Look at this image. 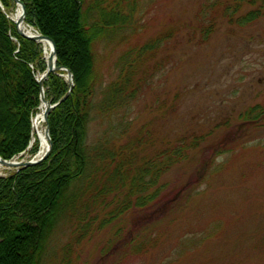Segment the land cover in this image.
Instances as JSON below:
<instances>
[{
  "label": "rangeland",
  "instance_id": "rangeland-1",
  "mask_svg": "<svg viewBox=\"0 0 264 264\" xmlns=\"http://www.w3.org/2000/svg\"><path fill=\"white\" fill-rule=\"evenodd\" d=\"M95 1L104 11L129 14L93 46L99 99L119 76L121 56L171 32L153 56L136 63L135 75L145 81L115 145H133L139 158L180 138L196 139L198 145L162 177L170 209L159 203L158 216L151 220L150 215L148 222L142 216L152 210L100 216L86 208L87 197L80 201H87L82 212L61 205L41 264H264V115L251 123L241 118L255 106L264 109V18L246 26L229 24L219 17L222 0L213 7L217 0H85L82 9ZM14 11L12 2L9 17ZM91 12L88 23L97 20ZM212 18L214 30L202 40L199 25ZM133 56L130 62L136 52ZM106 127L95 120L89 142ZM12 171L1 169L0 176ZM121 238L129 244L111 250Z\"/></svg>",
  "mask_w": 264,
  "mask_h": 264
},
{
  "label": "trees",
  "instance_id": "trees-1",
  "mask_svg": "<svg viewBox=\"0 0 264 264\" xmlns=\"http://www.w3.org/2000/svg\"><path fill=\"white\" fill-rule=\"evenodd\" d=\"M20 1L25 8L26 24L53 41L56 66L69 69L74 82L69 98L48 116L52 148L47 159L37 166L0 177V264H41L61 205L70 207L73 213L82 212L87 201L83 205L80 201L87 197L91 199L86 208L97 209L100 216L113 219V215L131 209L152 210L148 216H142L147 219L152 215V220L158 216L154 212L158 204L166 202L162 177L174 165L186 160L198 143L196 139L180 138L146 158H139L131 144L115 145L120 135L115 140L117 136L112 132L123 126V117L138 93L133 89L131 77L138 69L136 63L148 53L153 56L170 31L139 47L132 71L121 72L104 88L102 98L94 102L99 73L93 46L110 28L127 22L124 20L129 14L119 16V9L114 12L115 8L104 11L100 1L92 2L86 11L82 9L85 0ZM0 2L8 11L13 1ZM220 3L219 17L229 24L246 26L264 18V0H222ZM91 11L97 20L88 23ZM212 19L207 25H199L202 33L209 35L214 30L217 19ZM71 47L77 50L72 51ZM41 57L40 46L18 36L14 24L0 12V157L3 159L17 156L29 142L31 115L39 104L34 77L46 67ZM137 78L140 83L145 81ZM44 88L46 99L52 103L67 92L65 80L56 74L49 75ZM262 115L264 109L255 106L241 118L244 123H251ZM102 117L108 119V129L89 142V124ZM36 150L35 145L30 153ZM169 205L166 202L164 210H169ZM81 212L78 216L82 219L85 213ZM117 243L111 250L129 244L123 238Z\"/></svg>",
  "mask_w": 264,
  "mask_h": 264
},
{
  "label": "bare ground",
  "instance_id": "bare-ground-1",
  "mask_svg": "<svg viewBox=\"0 0 264 264\" xmlns=\"http://www.w3.org/2000/svg\"><path fill=\"white\" fill-rule=\"evenodd\" d=\"M12 1L14 2V0H12ZM14 10H15L14 13L11 15V17H9V14L10 13H8L7 10L4 9V7L2 6V4L0 2V12L5 16V18L7 20H9L10 22H12L14 24L15 30H16V33L17 34H18V32H17L16 27H18L19 31L21 33L25 34L26 36H36V35H38L39 34L38 32H36L35 30L31 29L26 24L25 19H24V21L21 20V8L15 2H14ZM24 10H25V8H24ZM204 24H202V25L204 26ZM198 30H199V36H200V38L202 40L207 39V37L209 35L202 33V29L200 27L198 28ZM39 35H41V34H39ZM18 36H20V35L18 34ZM20 37L21 38H24L22 36H20ZM11 39L14 42H17L15 38H11ZM24 39H27V38H24ZM27 40H30V39H27ZM163 40H164V38H163ZM163 40H162V42H163ZM30 41H33V40H30ZM33 42H35V41H33ZM35 43H37V42H35ZM41 44H42V49H43V53H44V54L43 53L42 54L44 55L45 61L47 62L49 60V57H50L51 46H50V43H48L47 41H41ZM134 52H136V51H134ZM134 52H131V50L130 51H127L123 56L120 57L119 64H118V66H119L118 68H119V72L120 73L123 72L125 74L126 72H131L132 71L131 68H132L133 62H130V61H131V58L134 57L133 56V53ZM55 61H56V55H55ZM95 67H96V70L99 71V65H98L97 61L95 62ZM29 68L33 69V66H29ZM67 70L71 73V71L69 69H67ZM43 73L44 72H42L41 75H37L36 76L38 80L41 79V76H42ZM58 76L61 77L60 75H58ZM71 76H72V89H73L74 82H73V75H72V73H71ZM98 76H99V83H100V74H98ZM131 77L133 78L132 81H133V84L135 85V86L133 85V89H135V90L137 89V92H139L142 83H140L138 81L139 79L136 77V75H135L134 72H132V76ZM66 84H67V92H68V83L66 82ZM42 88L44 90V94H43L44 95L43 96L44 99L43 100H40V88L38 86V100H39V104H38V106L36 108L35 113L31 115V120H30V139H29V142L27 144V147L25 148V150L23 152H21L17 156L12 157L11 159L6 160V159H3V158L0 157V171H1V169H13L12 173L13 172H19L20 170L37 166V165L41 164L42 162H44L47 159L46 158L41 163L36 164L34 166H30V167H22V168H20V166H16V165H18L17 163H21V162L24 163V162H30V161H38L39 158H41L44 155V153L46 152V150L49 148V141H48V139L46 137V133H45L46 132V127H48V116H49V114L57 106H59L64 101H66L69 98V96H70V94L72 92V89H71L69 96L64 101H61L56 107H53V105L56 104V103H58L66 95L67 92L57 102L52 103L51 101H49V100L46 99L44 85L42 86ZM137 96H138V93H137ZM100 98H102V97H100ZM98 100H99V98L97 97V92H96V96L94 98V102H97ZM51 107H53V108L47 114V122L45 123V121H44V114L46 113V110H48V108H51ZM97 119H100L101 121L107 123V127L103 131L107 130L108 129V119L107 118H104V117H102V119L101 118H97ZM97 119H95V120H97ZM94 121H92L89 124V126H88V137H89V128H90V125L92 123H94ZM121 129H120V126H119L117 128V130H115L112 133H114L116 136H118V135H120ZM48 131H49V127H48ZM49 138H50V133H49ZM50 141H51V138H50ZM35 145L37 146V150L35 151V153H33V154L30 155L31 157H30L29 160H26V161H24V160H19V161L14 160L15 158H20L21 156L29 153L35 147ZM51 148H52V141H51ZM50 152H51V150H50ZM2 161L5 162L6 164H2L1 163ZM0 177H5V176H0ZM101 229H102V227H100V230ZM113 246H114V243H112V246L110 248H112ZM119 250H120V248H119ZM120 252H122V251H120Z\"/></svg>",
  "mask_w": 264,
  "mask_h": 264
},
{
  "label": "water",
  "instance_id": "water-1",
  "mask_svg": "<svg viewBox=\"0 0 264 264\" xmlns=\"http://www.w3.org/2000/svg\"><path fill=\"white\" fill-rule=\"evenodd\" d=\"M15 3H17L20 8H21V20L24 21L25 19V10H24V6L23 4L19 1V0H14ZM17 29V32L20 36L24 37V38H27V39H30V40H33L37 43H41V41H47L48 43H50V46H51V53H50V57H49V60L46 62V70L45 72L42 74L41 76V79L38 80L37 79V83H38V86L40 88V100H43V94H44V90L42 88L44 82L47 80L49 74L51 73H57L59 71H64L66 73V81L68 83V92L66 93V95L56 104L53 105V107H56L61 101H64L70 94V91L72 89V76H71V73L65 69V68H62V67H55V46L53 44V42L45 37V36H42V35H36V36H26L25 34L21 33L18 29V27H16ZM48 108V110H46V113L44 114V121L45 123L47 122V114L49 113V111L53 108ZM46 137L49 141V148L46 150V152L44 153V155L39 158L38 161H30V162H24V163H17L18 165L16 166H20V168L22 167H30V166H34L36 164H39L41 163L43 160H45L47 158V156L49 155L50 153V150H51V141H50V138H49V131H48V127H46ZM2 164H6L5 162H1Z\"/></svg>",
  "mask_w": 264,
  "mask_h": 264
}]
</instances>
